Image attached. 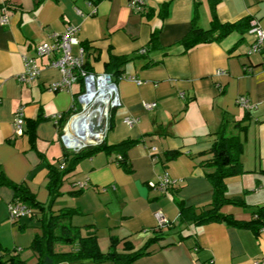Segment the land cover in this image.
I'll use <instances>...</instances> for the list:
<instances>
[{
	"label": "crops",
	"instance_id": "0c3cea01",
	"mask_svg": "<svg viewBox=\"0 0 264 264\" xmlns=\"http://www.w3.org/2000/svg\"><path fill=\"white\" fill-rule=\"evenodd\" d=\"M4 5L10 21L0 22V178L26 185L41 204L49 203L47 163L64 168L68 164L64 153H74L66 149L62 118L55 115L82 110L78 100L82 85L50 90L61 77L51 65L55 54L38 57L41 74L30 83L17 77L25 68L23 55H35L36 46L51 41L53 33L78 26L80 43L74 51L85 48L90 71L106 72L112 55L130 57L117 80L121 105L113 110L105 141L135 143L125 151L102 150L84 158L66 176L52 210L76 209L70 222L84 235L95 230L104 253L113 237L120 240L122 250L126 241L140 248L150 237L160 236L150 253L132 264H205L212 258L215 264H253L264 257V229L256 234L249 227L225 222H193L212 207L214 185L207 173L214 168L203 162L213 156L211 149L225 122L231 127L241 120L244 127L243 171L226 179V197L243 199L245 205L226 204L221 210L250 221L264 206V47L252 52L253 33L233 31L220 41L186 51L183 39L193 30L194 20L203 29L212 26L210 0H146L140 8L133 7L132 0H0ZM215 13L221 23L257 19L264 30V0H219ZM241 96L256 107L249 111L241 106ZM146 103L156 106L149 109ZM20 106L25 108L27 130L43 117L34 126V144L29 132L15 134L13 119ZM127 117L137 122L131 126ZM170 152L179 154L169 158ZM165 172L176 180L166 192L150 185ZM178 199L187 208L188 222L182 221ZM14 201L15 188L0 184V258L7 259L11 251L36 264L31 245L42 232L41 213L32 208L30 214L12 221L9 204ZM158 210L171 222L161 231L156 230ZM76 248L55 246L58 252Z\"/></svg>",
	"mask_w": 264,
	"mask_h": 264
},
{
	"label": "trees",
	"instance_id": "16d2710c",
	"mask_svg": "<svg viewBox=\"0 0 264 264\" xmlns=\"http://www.w3.org/2000/svg\"><path fill=\"white\" fill-rule=\"evenodd\" d=\"M98 1L100 0H95L96 3ZM218 2L219 0H210L211 10L214 15L211 28L203 29L196 24L195 20L193 21L195 23L193 30L183 39V45L186 51L200 44L220 41L233 31H238L243 34L250 31L251 17H243L235 22L221 23L218 21L215 18ZM169 4V2L164 4L163 12ZM161 15L164 14L161 13ZM157 39V35L153 33V43ZM129 60V56L112 55L110 61L106 64V72L110 73L117 82L123 75L122 68ZM74 112L76 111L72 110L62 116L61 126L66 123ZM42 119L43 117H39L34 124H29L27 132L30 133L33 144L34 126ZM243 128L241 120L235 121L231 127L229 122H225L218 132L217 142L211 149L213 156L203 162L204 166L214 168L213 172L207 173V176L214 185V197L212 207L194 217L193 222L197 225L210 222H225L231 226L249 227L256 234H259L264 228V206L259 207L254 212V218L250 221H239L233 215L224 213L221 210L226 204L245 205L243 199H230L226 197V179L230 176L240 174L243 171L241 162L243 142L240 137V130ZM133 143H135L133 139L124 140L113 145H108L105 141L103 144L90 146L73 154L65 152L64 156L68 164L64 168L57 167L48 162L50 200L49 205L46 206L37 200L35 194L26 185L13 184L5 177L0 178V184H9L15 188L16 202H21L30 208L38 209L39 213H41L40 221L42 232L35 236L31 245V250L35 252L38 258L36 264H59L64 261L79 263L84 260H93L97 264H108L110 261L114 264H132L136 259L150 253V246L159 240L160 236L155 235L150 237L140 248H135L129 241H126L122 250L118 248L120 240L113 237L111 239L110 250L104 253L99 246L95 230L88 233V235H84L81 227L75 226L70 222V218L77 213L76 209L65 208L58 213L52 210L55 200L62 195L61 188L66 176L75 171L84 158L91 157L102 150H106L107 152L125 151ZM178 154V152H170L168 155L169 158H175ZM72 194H79V191L72 192ZM178 203L180 205L181 215H183L182 221L188 222L185 214L187 208L184 207L182 200L178 199ZM58 243L77 246V248L70 252H58L55 249ZM7 254H9L7 259L0 258V264H28L20 254H12L11 251H7Z\"/></svg>",
	"mask_w": 264,
	"mask_h": 264
},
{
	"label": "built area",
	"instance_id": "2783aa9c",
	"mask_svg": "<svg viewBox=\"0 0 264 264\" xmlns=\"http://www.w3.org/2000/svg\"><path fill=\"white\" fill-rule=\"evenodd\" d=\"M146 3V0H132L133 7L140 8ZM91 4V3H90ZM0 22L3 25L9 23V16L6 5L0 9ZM96 12L94 8L93 13ZM79 27L68 25L64 31L55 32L51 35V41L43 42L36 46L35 55H23L24 71L18 75V80L23 83H30L41 74V67L38 63V57L56 55L51 61V65L60 71L61 77L50 85V90L54 92L63 90H72L76 84H81L82 89L78 93V100L82 110L74 112L66 121L62 128L61 139L67 150L79 152L90 146H97L105 143L107 133L111 127L113 110L121 105L118 85L113 76L108 72H93L86 67L85 48L80 46L79 51H74V46L79 44ZM250 33L255 35V41L252 45V52H261L264 47V30L257 19L251 20ZM2 98L0 96V103ZM238 103L247 110H253L256 105L247 97L238 98ZM147 108L156 106V103H146ZM99 110L100 115L95 114L87 124V131L81 130V117L90 116L92 111ZM61 119L62 115H55ZM25 108L20 106L15 111L13 119L14 130L17 136L24 135L26 129ZM125 122L134 125L137 119L127 117ZM155 151L156 148L152 147ZM122 159V157H119ZM84 187L85 183H77ZM176 184L168 172L162 174L155 182L150 185L156 189L166 192ZM32 212V208L21 202H12L9 204V218L12 221ZM157 221V230H163L171 222L167 215L158 210L155 212ZM264 229V228H263ZM199 264V263H194ZM205 264H215L212 258ZM253 264H264V257L254 260Z\"/></svg>",
	"mask_w": 264,
	"mask_h": 264
},
{
	"label": "bare ground",
	"instance_id": "6f19581e",
	"mask_svg": "<svg viewBox=\"0 0 264 264\" xmlns=\"http://www.w3.org/2000/svg\"><path fill=\"white\" fill-rule=\"evenodd\" d=\"M95 114H97L98 116L100 115V112L99 110H95V111H92L90 113V116H83L81 117V130H83L84 132L87 131V124L89 123V119H91V117H93Z\"/></svg>",
	"mask_w": 264,
	"mask_h": 264
},
{
	"label": "rangeland",
	"instance_id": "374dc122",
	"mask_svg": "<svg viewBox=\"0 0 264 264\" xmlns=\"http://www.w3.org/2000/svg\"><path fill=\"white\" fill-rule=\"evenodd\" d=\"M47 205H49V204H47ZM60 206V204L59 205H56V208H58ZM53 209V208H52Z\"/></svg>",
	"mask_w": 264,
	"mask_h": 264
}]
</instances>
